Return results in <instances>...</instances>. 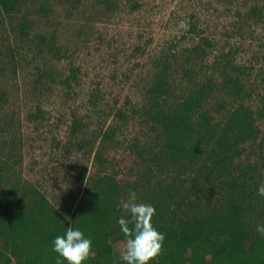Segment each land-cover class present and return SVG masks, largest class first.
<instances>
[{
    "label": "rangeland",
    "instance_id": "374dc122",
    "mask_svg": "<svg viewBox=\"0 0 264 264\" xmlns=\"http://www.w3.org/2000/svg\"><path fill=\"white\" fill-rule=\"evenodd\" d=\"M18 1L0 16V193L38 190L63 211L103 178L121 187L119 201L131 188L139 201L156 203L160 187L181 201L210 163L201 150L196 165L177 164L164 150L151 118L158 72L168 68L165 111L209 83L195 115L215 122L240 104L257 111L264 99V0ZM226 75L242 81L243 100L221 91ZM257 124L258 141L234 161L255 167L256 189L264 181V120ZM224 181L192 187L201 196L197 214L221 198ZM246 218L253 228L264 224V206L255 202ZM112 243L120 255L125 242Z\"/></svg>",
    "mask_w": 264,
    "mask_h": 264
},
{
    "label": "trees",
    "instance_id": "16d2710c",
    "mask_svg": "<svg viewBox=\"0 0 264 264\" xmlns=\"http://www.w3.org/2000/svg\"><path fill=\"white\" fill-rule=\"evenodd\" d=\"M18 5V0H0V16L11 15ZM252 13L262 16L256 7ZM167 69L158 72L151 86V101H158L151 103V118L166 141L164 150L177 164L193 165L203 151L210 164L196 170L190 179L192 187L224 178L226 188L214 206L210 202L204 205L210 208L208 212L197 214L201 196L192 187L186 197L179 196L181 201L160 187L153 203V224L165 233L166 239L163 253L152 264H205L203 257L208 258L209 264H264V237L246 218L255 202L264 206V197L258 196L255 186L250 184L256 170L251 164H234L236 158H241L244 146L259 139L257 123L264 120V99L257 111L240 104L223 120L215 122L207 112L195 115L203 106L209 83L193 90L177 108L165 111L159 106V97L169 89ZM221 91L237 100L248 95L242 81L231 75L225 76ZM219 109H223L222 104ZM122 191L113 180L106 184L103 178L97 179L74 207L63 211L38 190L0 193V264H12L13 259L18 264H56L52 241L75 221V226L93 240L92 254L85 264H125L118 259L120 255L112 243V239L125 242L116 207ZM177 203L178 208L172 209V204ZM182 205L186 212L180 214ZM237 242L250 245L238 250Z\"/></svg>",
    "mask_w": 264,
    "mask_h": 264
},
{
    "label": "clouds",
    "instance_id": "9594fccd",
    "mask_svg": "<svg viewBox=\"0 0 264 264\" xmlns=\"http://www.w3.org/2000/svg\"><path fill=\"white\" fill-rule=\"evenodd\" d=\"M256 193L264 197V181L258 184ZM116 207L120 212L117 223L125 238V247L118 259L125 264H152L157 261L164 251L166 235L153 224L155 206L139 201L136 190L130 188L127 197L122 198ZM75 222L52 241L51 251L57 254L56 264H85L92 254V238L75 226ZM256 232L264 237V224H257Z\"/></svg>",
    "mask_w": 264,
    "mask_h": 264
}]
</instances>
